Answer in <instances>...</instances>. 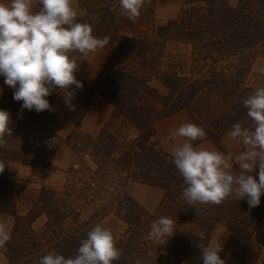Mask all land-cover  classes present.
Masks as SVG:
<instances>
[{"label": "trees", "instance_id": "trees-1", "mask_svg": "<svg viewBox=\"0 0 264 264\" xmlns=\"http://www.w3.org/2000/svg\"><path fill=\"white\" fill-rule=\"evenodd\" d=\"M160 1L145 0L140 16L130 20L121 14L119 0H78L76 7L85 13L78 20L89 22L94 36L111 38L105 47L111 58L91 84L80 65L76 76L83 88L76 90L75 99L87 109L98 93L114 106L115 115L98 135L74 130L67 137L69 148L88 155L95 169L71 168L63 190L25 189L8 166L14 158L59 170L50 162L22 150L7 149L0 156L6 166L0 173V222L12 220L11 239L0 252L9 264H38L50 252L74 256L87 231L96 224L104 226L102 220L110 214L126 226L115 238L124 253L115 264H130L137 256L147 264H186L192 256L203 264L199 244H208L218 226L244 241L253 238L264 218V195L254 208L246 200L229 199L221 205L198 206L202 210L196 215L183 199V179L157 140L155 124L186 110L206 131L203 140L222 149L223 135L246 115L242 100L257 88L249 80L257 53L264 50V0H239L235 5L231 0H186L177 19L156 26ZM153 79L160 81L166 94L151 85ZM54 98V93L48 97L50 104ZM21 105L0 76V109L9 111L13 121L12 136L6 139L33 124L44 128L43 135L38 131L33 136L34 146L50 134L59 141L48 125L53 123L50 111H21ZM128 126L137 134L131 135ZM130 182L164 192L155 213L129 195ZM75 195L84 200L105 196V202L88 221H81ZM162 215L177 222L176 233L157 246L147 236L150 224ZM203 229L207 235L199 241L196 233Z\"/></svg>", "mask_w": 264, "mask_h": 264}, {"label": "clouds", "instance_id": "clouds-1", "mask_svg": "<svg viewBox=\"0 0 264 264\" xmlns=\"http://www.w3.org/2000/svg\"><path fill=\"white\" fill-rule=\"evenodd\" d=\"M75 3L76 0H0V76L13 89V99L22 102L21 111H53L48 100L53 92L62 94L65 105L75 110L72 101L76 90L83 88L76 76L80 57L102 50L110 42L109 36H94L89 22L78 20L85 13ZM144 5L145 0H119L121 14L130 20L140 16ZM242 104L246 115L228 132L231 140L242 145L243 150L235 157L194 146L193 142L207 135L195 123H183L169 133L168 139L176 142L171 162L183 179V199L196 215L202 210L198 206L221 205L229 199L246 200L254 208L264 195V86L255 88ZM12 123L11 113L0 109V148L9 146L6 137L12 136ZM5 167L0 160V173ZM176 223L160 216L150 224L147 238L157 246L164 245L175 235ZM196 235L203 241L207 230H198ZM10 239L7 223L0 222V249ZM199 247L203 264H226L220 256V241L200 243ZM123 255L111 229L96 224L80 240L74 256L50 252L41 256L38 264H115ZM130 264L147 262L137 256Z\"/></svg>", "mask_w": 264, "mask_h": 264}, {"label": "rangeland", "instance_id": "rangeland-1", "mask_svg": "<svg viewBox=\"0 0 264 264\" xmlns=\"http://www.w3.org/2000/svg\"><path fill=\"white\" fill-rule=\"evenodd\" d=\"M239 0H231V4L235 5ZM186 0H161L156 5L155 11V25H166L169 21L175 20L179 17L182 7ZM78 0H76L75 6H77ZM84 74L86 73L85 68ZM86 75V74H85ZM250 84L261 87L264 86V50H260L257 53L256 59L253 63L251 76L249 80ZM151 85L156 88L160 93L166 94V90L159 80L153 79ZM46 121H48L46 119ZM54 121V119H53ZM53 128V123L48 124ZM127 127V126H126ZM44 128L36 125H25L21 128L20 133L14 139L7 140L8 147L0 148V156L5 154V150L10 149L14 152H28V155L35 156L39 160L50 162L56 166L59 170L50 169V167L43 166L41 164L31 165V163H25L22 159L11 158L8 160V166L16 173V179L19 186L25 189L40 188L42 186H49L56 190H63L67 186L70 169L73 167H80L82 169H95V165L86 154L74 153L66 143L59 138V141L55 140L50 134L43 137L39 145L34 146L33 136L38 135L40 131L43 135ZM53 130V129H52ZM131 135H136L137 131L128 126V130ZM15 139H21V143L15 141ZM76 140H81V137H77ZM64 146L66 150L56 152L60 146ZM75 158L74 162L69 165L68 152ZM80 164V165H79ZM161 190V189H160ZM128 192V191H127ZM161 192H163L161 190ZM129 193V192H128ZM130 195V194H129ZM78 196V197H77ZM164 192L161 200L154 205L153 208L145 207L151 213H155L163 200ZM79 202L81 211V221H88L93 215L95 208H98L101 202H105V196L89 197L84 200L81 195H75ZM133 197V196H132ZM154 194L152 198L155 199ZM134 198V197H133ZM135 199V198H134ZM137 201V200H136ZM43 219L39 220L37 225L43 224ZM8 225L10 232L12 227V220L7 219L4 221ZM103 225L106 228L111 229L115 238H120L125 232V224L117 219L113 214H110L102 220ZM220 241L223 246V251L220 253L222 259L226 264H262L264 259V222L259 227V230L250 241H244L239 237L230 233L225 227L218 226L211 238L212 243ZM0 264H9L8 260L3 253L0 252ZM186 264H199V260L196 257H191L187 260Z\"/></svg>", "mask_w": 264, "mask_h": 264}, {"label": "crops", "instance_id": "crops-1", "mask_svg": "<svg viewBox=\"0 0 264 264\" xmlns=\"http://www.w3.org/2000/svg\"><path fill=\"white\" fill-rule=\"evenodd\" d=\"M110 58L111 55L105 48L97 50L95 53H90L87 56H82L80 65L86 70L85 76L88 83L91 84L96 80L103 69L108 65ZM53 93L55 94V98L51 102V105L54 110L50 111L54 119L52 129L53 132L63 141H65L74 130L87 135H98L115 115L114 106L98 93H95L91 97L87 109H84L74 98L72 103L75 106V110H70L65 105L62 94L59 92ZM183 123H195L186 110H181L155 124L156 137L164 151L171 154L176 142L168 139L169 133ZM193 143L194 146L204 147L210 150H218L225 154H231L233 157L243 150L242 145L229 138L228 132L221 138L220 143L222 149L209 140H199ZM61 150H66V148L61 145L56 152L58 153ZM68 156L69 165H71L75 158L70 153ZM232 163H236L235 159H233ZM127 191L139 203L148 208H153L154 205L161 200L163 195V192H161L160 189L137 182H130L127 186ZM152 194L157 197H155V199L152 198ZM263 222L264 218L255 231V236Z\"/></svg>", "mask_w": 264, "mask_h": 264}]
</instances>
